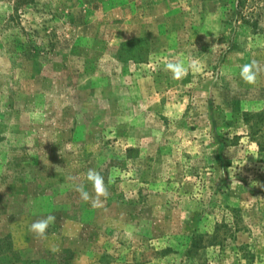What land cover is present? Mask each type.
Wrapping results in <instances>:
<instances>
[{
	"label": "rangeland",
	"instance_id": "1",
	"mask_svg": "<svg viewBox=\"0 0 264 264\" xmlns=\"http://www.w3.org/2000/svg\"><path fill=\"white\" fill-rule=\"evenodd\" d=\"M15 3L0 0V264H264V18L244 25L236 0Z\"/></svg>",
	"mask_w": 264,
	"mask_h": 264
},
{
	"label": "clouds",
	"instance_id": "2",
	"mask_svg": "<svg viewBox=\"0 0 264 264\" xmlns=\"http://www.w3.org/2000/svg\"><path fill=\"white\" fill-rule=\"evenodd\" d=\"M215 47V46H214ZM213 47V48H214ZM199 62L191 61L190 66L195 67ZM166 70L172 73L173 79H180L184 76L188 69L182 63H168L166 65ZM262 71L260 64L253 60L251 63H246L241 67L240 77L241 79L249 85H254L257 82L258 76ZM87 180L92 184L94 191L96 193V199L92 203L93 207H97L100 204V197H104L105 199L108 197L109 192L108 188L104 183V178L97 172L95 169H88L86 173ZM67 179L72 180L74 177H68ZM238 182V181H237ZM109 183H111V177L109 178ZM81 199L84 202H89L92 198L90 194L85 191L83 188L78 187L76 189ZM55 223V216L48 215L43 219L37 220L30 226V231L35 234L37 238L46 239L47 238V230L50 225Z\"/></svg>",
	"mask_w": 264,
	"mask_h": 264
},
{
	"label": "trees",
	"instance_id": "3",
	"mask_svg": "<svg viewBox=\"0 0 264 264\" xmlns=\"http://www.w3.org/2000/svg\"><path fill=\"white\" fill-rule=\"evenodd\" d=\"M15 8L16 10L18 8H21V6L28 4L29 0H15ZM235 8L239 11L241 15V21L244 25H247L251 29H256L259 27V24L261 20L264 18V6H259L258 4L254 3L252 0H236ZM248 114H245L244 116V122L249 123V117ZM254 117H257L259 121L262 120V117L260 115H253ZM261 133L260 137H257L258 134ZM250 135L251 138H260L259 140L256 139L258 144H264V130L260 129L257 124H254L250 127ZM259 141L261 143H259ZM264 147V146H263ZM217 228V227H216ZM215 228V230H216ZM218 235L217 230L216 232H213V234L208 237V242L211 245L218 244ZM200 239L197 236H193L191 240V244L189 246V249L186 251V255L189 257L190 260L194 257L195 252L201 247V243H199Z\"/></svg>",
	"mask_w": 264,
	"mask_h": 264
}]
</instances>
